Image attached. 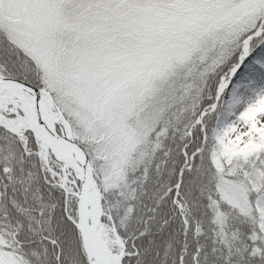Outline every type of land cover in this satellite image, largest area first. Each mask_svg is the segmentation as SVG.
Masks as SVG:
<instances>
[{"label": "snow or ice", "instance_id": "6c2138e0", "mask_svg": "<svg viewBox=\"0 0 264 264\" xmlns=\"http://www.w3.org/2000/svg\"><path fill=\"white\" fill-rule=\"evenodd\" d=\"M0 264H264V0H0Z\"/></svg>", "mask_w": 264, "mask_h": 264}]
</instances>
